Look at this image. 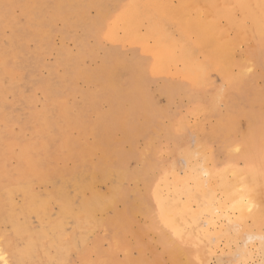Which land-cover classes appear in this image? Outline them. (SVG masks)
<instances>
[{"label":"bare ground","instance_id":"bare-ground-1","mask_svg":"<svg viewBox=\"0 0 264 264\" xmlns=\"http://www.w3.org/2000/svg\"><path fill=\"white\" fill-rule=\"evenodd\" d=\"M170 1L58 0L50 13L63 11L66 23L71 28L88 22L85 8L89 4L97 11V18L91 22L93 29L98 33L105 32L106 38L123 26L126 36H156L167 44V48L151 47L150 61L145 65L147 60L144 65L153 72L172 73L169 70L170 62L172 58H179L183 65L181 70L176 69L174 73L189 79L194 89L197 87L199 90L195 96L202 98L203 95L205 100L198 101L196 97L198 102L191 106L189 112L195 116L194 121L179 115L178 119L163 124L157 121L158 117L155 120L153 104L147 97L144 73L141 72L145 66L136 57L125 59L123 56L106 55L93 71L79 68L77 61L74 63L69 59L64 78L49 77L48 80L34 82L22 79L15 67L18 65L10 64L9 58H15L16 62L20 60L17 43L22 30L26 39L34 41L35 51L46 49L45 45L53 32L52 22L43 10H50L51 6L48 0H0V5L5 7L17 3L26 15V24L17 26L12 17L1 16L0 11V23L3 26L8 24L12 29L7 39H0V210L4 212L0 217L2 263L40 261L44 253L52 248L49 256L59 258V264H69V250L78 253L80 264H207L209 258L217 253L219 242L225 246L243 233V246L235 251L229 250L230 246L225 247L229 248L226 251L227 262L219 256L216 263L264 264V115L250 117L248 134L243 140H235L231 132L232 116L240 112L244 114L249 109H243L247 106L242 104L244 98L236 100L235 97L236 89L243 84L247 68L242 58L244 56H233L231 52L239 41L236 42L238 35L227 38V34L225 37L227 24H231L227 26L236 31L237 27L235 29L233 26L249 25L250 22L252 31L245 37H255L263 42L264 0H237L231 3V9L240 10L238 22V18L235 20L236 16L229 13L235 23L228 18L226 3L223 7L219 5L226 0H200L207 4L203 3V7L208 9L205 11H213L217 7L218 11H223L222 15L226 13L224 15L228 19L224 17L225 21H222L224 29L218 22L220 18H215L216 24L205 18L209 12L203 13L201 10L203 16L199 13L195 17L199 11L195 10V0H189V4L187 0H178L175 9L170 6ZM191 3L195 7L193 13L196 12L193 18L189 15L193 7L189 6V9L185 6ZM188 10H191L189 14ZM171 13L183 25L178 28L182 35L180 38L174 37L167 25L168 20L172 24V18H169ZM246 19L249 20L248 24L243 22ZM226 21L228 23L224 24ZM219 27L225 30L224 33ZM220 32L224 37L220 38ZM137 38L134 42L142 44V38ZM21 46L23 48V44ZM168 60L170 62L167 64ZM233 66H237L238 70L233 71ZM212 73L220 78L218 82L214 81ZM254 73L250 76L253 77ZM76 75L83 76L95 86L73 112L67 99L73 95L72 82ZM3 79L7 80L5 88L1 86ZM16 81L25 84L18 87ZM27 87L29 90L23 95ZM36 87H42L43 96L51 100L47 104L49 107L42 105L39 109H33L32 103L36 100L33 89ZM17 88V92H20L16 107L12 109L4 104L2 97L5 92ZM255 94L259 93L256 91ZM101 101L107 104L103 112L97 109ZM122 101L127 109H122ZM220 103L225 106L224 112L231 116L221 119V115H217ZM250 105L253 111L252 102ZM251 110L247 113H251ZM92 113L97 116L94 121ZM124 114L129 117L126 122L129 125L126 124L124 130L126 134H131L122 137L125 142L129 141L128 150L119 141L118 144L111 142L113 130L123 124L120 121H123ZM164 117L167 119L169 116ZM206 123H209L208 129ZM76 126L77 135L69 139L70 131ZM156 133L165 136L167 144L163 145L164 148L154 143L153 135ZM88 135L93 136H89L93 138L89 144L83 141ZM137 137L145 139V147H136ZM212 143H215V148ZM244 144H248L246 149H243ZM162 149H165L166 158L159 156L153 161L154 154ZM130 159L136 161L132 169L127 164ZM88 172L94 177L110 180L106 192L96 191L93 183L89 187L84 184ZM43 180L53 183L51 191L45 194L37 187ZM86 188L90 191L88 197L84 196ZM127 192L133 194L131 200L126 197ZM54 201H58V208L51 211ZM108 210H111V216H105ZM137 215L144 216L146 222L138 224L137 229L132 231L129 226L136 222ZM244 218H249L250 223L240 228ZM5 225L9 227L6 231L2 229ZM98 227L107 231L109 250H99L102 236L95 232ZM57 233L64 236L55 238ZM148 233L155 234L154 242L147 238ZM126 234L133 236V247L138 254L135 257L127 256L124 261L118 260L115 254L125 241ZM89 242L96 255L93 260L89 255L90 247L86 246ZM253 247L259 254L251 259Z\"/></svg>","mask_w":264,"mask_h":264},{"label":"rangeland","instance_id":"rangeland-1","mask_svg":"<svg viewBox=\"0 0 264 264\" xmlns=\"http://www.w3.org/2000/svg\"><path fill=\"white\" fill-rule=\"evenodd\" d=\"M30 1H34V0H30ZM57 1L58 0H48V3L51 6V7H49L50 10H48L47 8H45L43 10L44 11V15L48 16L50 22H52L51 23V27H52V32H53L51 34V36H50L49 41L45 45L46 49H44V50L42 49V50H40V52L39 51H35L34 50L35 49L34 41L26 39L27 38L26 34L24 33V36H23V30H22L21 31V33H22L21 38L23 36V38H22L23 40L20 38V36H18L19 39H18V43H17L18 51H19L18 54L19 55L21 54L20 57H19L20 60H18L20 62H18V61L16 62L15 58H12V59L9 58L10 64H13L14 66L18 65V66H15L18 69L17 73L19 72L20 75H22V79L25 78L24 79L25 81L30 80V82H34L35 80H48L50 78L58 79L59 77L60 78H64L65 77L64 75L66 73V66L65 65H66V62L69 59H72V61H74V63H75V61H77L78 65H79V68L82 67V68H84V70H89V71L95 70V66L98 67V65L102 63L101 61H103V58H105L106 55L107 56L112 55L114 57H116L117 55L120 56V57L123 56L125 59L126 58L127 59H131L132 57H136L137 60L139 62H141V64L144 67L150 61L148 59H150V52L149 51H150L151 47H159V48H167L168 47L167 44L163 43L161 41V39H159L156 36H148V35L146 36L144 34H139L137 36H126L123 26H119L115 31L111 32V35H109L108 38H106L104 36L105 32L104 33H101V32L98 33L97 32L98 30H94L93 29L94 25H92L91 22H93L94 18H97L96 17L97 11H96V9L94 7H92L89 4L85 8V10H86L85 11V15H87L86 17L89 20H88V22H86V24H83V25L79 24L80 26H83V27L85 26L84 31H83V27L80 28L79 25H76L75 27L71 26V28H70L68 26V23H66L67 19L64 17L63 11L62 12H57L56 11L55 12L56 14L55 13L50 14L52 11H54L55 6H56L55 3ZM171 1H170L171 2L170 6H173L172 8L175 9L174 6L177 5L179 1L178 0H171ZM188 1L189 0H187V3L189 4L190 2H188ZM192 1H194V0H192ZM195 1L197 2V3L196 2L194 3V4H196L195 6H197L196 8L193 6L192 3H191L192 5L185 4V6L188 7L189 9H190V7H193V8H191L192 11L188 10V14L191 11L190 12L191 14H189V15L192 18L194 17V14L196 13V12L193 13L194 12V8H195V10L196 9L199 10V11L196 10L197 14H195V17L199 13H201V15H202L204 12L205 13L209 12V16H205L206 14L204 15L205 18L207 17V20L211 19L210 21H212L214 23L216 22L215 18H217V19L220 18V19H218V20H220L218 22H220L222 24L223 29L225 28V25H223L222 21L224 20V17H225V19L227 18L224 15L226 13H224L223 14L224 16H223L221 14V12L223 13V11H218L217 7L214 8L213 11H205V10H208L206 7L205 8L203 7L204 4H206V3H204V2L201 3L200 0H195ZM201 1H203V0H201ZM236 2H237V0H226L225 2L220 3L219 5H221L223 7V4L226 3V6L228 7V9L226 10L227 14L230 13L231 15H235L236 16V17L234 16L235 20L238 18L237 21H236V22H238L239 21L238 11H240V10L239 9L236 10L234 8L233 9L230 8V7H232L231 3H236ZM199 3L201 5H198ZM215 6H217V5H215ZM81 7L84 8V6H81ZM199 7H201V9ZM1 10H2L1 16L5 17V18L12 17L16 21L15 23H16L17 26H19V25H23L24 26L26 24V15L21 11L20 5H18L17 3H15L14 5H12L10 7H5L4 5H0V11ZM201 10H203L202 11L203 13L201 12ZM5 11H7L6 14H5ZM217 12H219L220 15ZM212 14H213V16H212ZM230 14H229L228 18H231ZM236 14H238V15H236ZM176 17L174 16V14H172V15L169 14V18H172V24H171V21L168 20L167 21V25L170 27V30H172V32L174 34V35L173 34L172 35L174 37L180 38L182 35L179 34L180 30L178 28H179V26L182 27L183 25L181 24V20H179V18L176 19ZM231 19H232V21H234L233 23H235L234 18H231ZM1 22H2V20H1ZM243 22L248 24L249 20L246 19ZM220 23H218V24H220ZM225 23L227 24L228 22L226 21V22H224V24ZM89 24H91V26H88ZM227 25H226V30H228V32H225V37H226L227 34H228L227 38L228 37H232V36L235 37V35H238V37L240 36L239 38L236 36L237 39L235 38L236 42H237V40H239L237 43L234 44L235 50L233 48H231V52L233 53V56L236 54V56H239V57L241 56L242 57V55H243L244 57H242V58L246 61L245 62L246 68L248 69L249 67H251L249 70L246 69L247 73L245 71V74H244V77H243L244 78L243 79V84L240 83L241 85L235 91L236 100L244 98L243 101H242V104L244 106H246V105L247 106L244 107L243 109L249 108L245 113H244L245 110L243 111L244 114H242V112H240L239 114L235 113L232 116L234 118L233 119L234 120L233 123H235V124H233V123L231 124V132H233V136L236 137V139L235 138L234 139L239 141V140H243L244 137L248 134V133H246V131H247V123H248L249 118L250 117H254L256 114H258L256 116L264 115V41L260 42L255 37H253V38L245 37L247 34H249L250 31H252L251 26H250V22H249V25H244V24L243 25L238 24V26L237 25H235V26L232 25L234 28L237 27V29L239 31L236 28H235L236 31L233 30L232 27L229 28L228 26H231V24L228 25V26ZM243 27H245V28L242 29ZM219 30L221 32H223V33L225 31V30H222V27ZM19 32H20V30H19ZM11 33H12V29H11V27L8 24H6L4 26L2 24L0 25V39L2 37H3V39H7V37ZM91 33H93V34H91ZM223 33H221L222 35H220V38L224 37ZM229 34H231V35L229 36ZM99 35H100V37H99ZM93 37H94V39H93ZM135 38H137V39L142 38L143 43L142 44H141V42L140 43L139 42L135 43L134 42ZM22 42H24V43H22ZM21 44H23V48H22ZM19 46H21V48ZM256 48H258V50H256ZM107 49H108V52H107ZM23 51H24V53H23ZM33 51H35V52L33 53ZM26 52H27V54H26ZM31 52L33 53V55H32ZM58 52H61V53H58ZM119 52H121V53H119ZM165 53H168L169 55L171 54L169 52H165ZM24 54H26V55H24ZM30 54H31L32 57L29 56ZM172 55H173V52H172ZM27 57H28V59H27ZM59 57H61V58H59ZM23 58L25 59V61H23L24 60ZM29 59H30V61H29ZM175 59L172 58L171 62H170V60H168V62H167V64L170 62L169 70L172 73L153 72V71H150L146 66L144 67V70L141 69V72L144 73L143 76L145 77V80H146L145 81L146 82V91L148 92V94H147L148 96L147 97L151 100V102L153 104V112H154L155 120L158 117L157 121L159 123H163V124L164 123H170L172 120L178 119L179 115L180 116L184 115L183 116L184 118L187 119V117H189L191 119L190 120L188 118L187 120L194 121L195 116L190 113L191 112V106H193L198 101L205 100L203 95H202V98H200L197 95L195 96V94H197L199 90H198L197 87H195L196 89H194V86L191 84L189 79L183 78L181 75L174 73V70H176V69L177 70H181V67L183 65V63L181 62V60L179 58H175ZM250 60H251V62L249 63L248 61H250ZM99 61H100V63H99ZM144 63H145V65H144ZM248 63H249L250 66L248 65ZM48 65H50V66H48ZM29 68L32 70V72H31V70ZM145 68L148 69V72H147V70ZM165 70H166V68H165ZM232 70L233 71H237L238 70L237 66H233ZM253 70H255V71H253ZM50 71H52V72L50 73ZM56 71H58V72H56ZM253 73H254L255 78H254V76L251 77L253 75ZM48 74L51 75V76H49ZM211 75H212V78L214 79V81L218 82L220 80V78L217 76V74L212 73ZM247 76H249V78ZM77 77H79V75H76L74 77V79H73V82H72L73 86H72L71 91H72L73 95L68 97V99H67V103L69 105L71 104L70 106H71V109L73 108L72 109L73 112H75V110H77V107H80L82 105V102L85 101L84 96L88 92H91L92 88H94V86H95L90 81H89L90 83H88V81L83 76H80L79 78H77ZM176 77L178 79L180 77L179 81H178V79ZM83 78H84V80H82ZM252 78H253V81H252ZM85 80L87 82H83ZM3 81H4V83H3ZM175 81H176V83H175ZM16 83H17L16 85L18 87L19 86H23L25 84V83H23V81L20 82V83H18L16 81ZM76 83H77V85H76ZM86 83H88V84H86ZM1 84H2L1 86L3 88H5L7 86V80L3 79L1 81ZM158 88H159V90L157 92ZM261 89H262V91H261ZM28 90H29V87H27L26 89L24 88L23 95H25V93L27 94ZM17 91H18V88L15 91H7V92L4 93V95L2 97V100H3L4 104H6L7 106L11 107L12 109H15L14 107H16L15 105H16V100H17V94L20 92V91L19 92H17ZM123 91H126V89H123ZM189 91H191V92H189ZM256 91L259 94L256 95L255 94ZM259 91H261V92H259ZM33 92H34V95H35V98H36V100L33 101V103H32L33 109L34 108L36 109L37 107H38L37 109H39L40 107H42V105L49 107V105H47V104H49L51 100L48 99L47 97H45V95L43 96L44 90H43L42 87H36L35 89H33ZM157 93H159V94L157 95ZM14 95H15V97H14ZM238 96H241V97H238ZM257 96H259V97H257ZM75 97H76V99H75ZM196 97H198V99H197L198 101L196 100ZM251 102H252V105L254 103H256L255 105H253L254 108H255L253 111L250 108L251 107V105H250ZM13 103H15V104H13ZM166 103H168V104H166ZM164 104H166V105H164ZM106 106H107V104L105 102L101 101L100 104L97 106V109L100 112H103V111L106 110L105 109V108H107ZM218 106H219V108H218L219 112H217V115H219V116L221 115V119L224 116H231L230 114L229 115L226 114L228 112H226V113L224 112L225 111V106H224L223 103H220ZM121 107H122L123 110L127 109V105H126V103L124 101H122ZM166 107H168V108H166ZM166 109H167V112H166ZM250 110H251V113L248 114L247 112H249ZM221 112L224 115L221 114ZM229 112H230V110H229ZM165 114L167 116H169V117H167V119H166V117H164V116H166ZM124 115H125V117H124L125 119L123 118L122 119L123 121H120L121 123H123V124H121L122 126L120 128H115V130H113V134H112V137H111V142L112 143H116V144H118L120 142L121 144L124 145L123 146L124 149H125V146H126V148H127L126 150H128V148L130 147V144H129L128 140H127V142H125L124 138L126 136H130L131 134L130 135H129V133L126 134V131L124 130L125 125L128 124L126 122L129 119L128 115L127 116H126V114H124ZM171 116H173V117H171ZM212 117H214V116H212ZM91 118L93 119V121L96 120L97 119L96 114L92 113L91 114ZM224 118H226V117H224ZM211 121H213V118H211ZM236 121H237V123H236ZM17 124H16V126H17ZM206 125H207L206 128L208 129L209 128V123H206ZM263 125H264V123H263ZM118 129L120 130V132H119ZM121 129L124 130V131H122ZM252 129H254V128H252ZM119 133H120V135H119ZM121 134L123 136H121ZM76 135H77V126L73 130L70 131L69 139L75 137ZM89 136L90 135H88L87 137H85L83 139V141H85L88 144L90 142H92V139H93V138L92 139L90 138V137H93L92 135L90 137ZM122 137H124V138H122ZM164 137L165 136H163V134L156 133L155 135H153V138H154L153 141H154V143L159 144L160 148H162L163 145L165 146L167 144L166 143L167 142L166 138H164ZM87 138H89L90 140L87 139ZM144 140H143V137H137L135 139V145L137 144L136 147H138V146H139L138 148L145 147L146 142L144 143ZM162 140H163V142H162ZM216 142L217 141H215V143ZM215 143H212V144H214V148L216 147ZM138 144H140V145H138ZM247 146H248V144H244L243 149H246ZM164 152H165V149H162V150L159 151V153H157V154L155 153L154 154L155 159L153 161L158 159L159 156L163 157V158H166V154ZM127 164H129L128 165L129 168L132 169V168H134L136 166V161L134 159H130V161L128 160ZM91 183H93L94 189L96 191H98L99 193L106 192L108 186L110 187V180L109 179H106V180L105 179H100V178L94 177L93 175L89 174V172H88L85 175L84 184L87 185V186L88 185L90 186ZM138 186L140 187V183L138 184ZM37 187L40 189L42 194H45L46 191H48V192L51 191V189L53 187V183L51 181L43 180V181H40L38 183ZM86 190H84V196L88 197V196H90V191H89L88 188H86ZM126 197L131 200L133 198V194L131 192H127ZM57 204H58V201H54L53 202V204L50 207L51 211H56L57 210V208H58ZM0 205H1V203H0ZM262 205H264V199L262 200ZM25 213H27V210H25ZM111 214H112L111 210H108L107 212H105V216L106 215L111 216ZM3 215H4V212L2 210H0V217L3 216ZM145 222H146V219H145L144 216L137 215L136 216V222L131 223L129 227H130V229L132 231H134V230L137 229L138 224H142V223H145ZM249 223H250V219L249 218L242 219V221L240 223V228L244 227L245 225H248ZM85 225H87V224H85ZM8 228L9 227L6 226V225L4 227H2V229H5V231L8 230ZM95 232L98 234V236H100V237L102 236L100 241H99V246H98L99 250H102V251L109 250L110 239H109L108 234H105V232L107 233V231L105 229H103L102 227H98V228L95 229ZM100 234H102V235H100ZM242 234L243 233H241L237 237L233 238L225 246H224L223 242H219V245H218V248H217V253L209 258V260L207 261V264H217L216 260H217V257H219V256H221L222 259L225 260V262H227V258H228L227 254L228 253L226 251L229 248H225V247L230 246L229 250H231V251H235V250L239 249L240 247H242L243 246L242 245V238H243ZM63 236H64L63 233H57L55 235V238H61ZM147 238L148 239L151 238V240L154 242L155 241V234L148 233L147 234ZM50 242H51V240H50ZM134 244H135V240H134L133 236L131 234H126L125 235V241H123L121 243V247L116 251V254H115L116 258L118 260H123L124 261L127 256L135 257L138 254V252L133 247ZM86 246L90 247L89 255H90L91 259L92 260L95 259L96 255H95V252L93 251L91 243L90 242L87 243ZM48 252H53V249L49 248ZM48 252L44 253V255L41 257L40 261L32 260V262H30V263L26 262V264H49L48 262L50 260L52 261V262L50 261L51 264L52 263L55 264L56 260H57L56 264H59L61 262V260H59V258H57V257H56L57 258L56 259L54 257V255L53 256H49ZM145 254L149 256V254L147 252ZM258 254L259 253H257L255 248L253 247L251 259H254L255 257H258ZM8 259H9V256H8ZM53 260H54V262H53ZM161 260H163V259H161ZM80 261L81 260H80V257H79L77 252L72 251V250L68 251V253H67V262L69 264H80ZM0 264H4V263H2V261L0 260ZM235 264H237V262ZM240 264H243V263H240Z\"/></svg>","mask_w":264,"mask_h":264}]
</instances>
